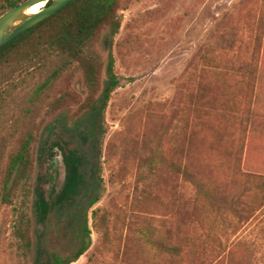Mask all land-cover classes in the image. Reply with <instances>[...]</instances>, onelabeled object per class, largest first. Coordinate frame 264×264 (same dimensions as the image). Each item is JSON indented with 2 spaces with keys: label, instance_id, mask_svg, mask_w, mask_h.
<instances>
[{
  "label": "rangeland",
  "instance_id": "rangeland-1",
  "mask_svg": "<svg viewBox=\"0 0 264 264\" xmlns=\"http://www.w3.org/2000/svg\"><path fill=\"white\" fill-rule=\"evenodd\" d=\"M123 6L111 49L121 85L105 111L104 190L88 214L91 246L73 264H264V112L256 113L264 109V31L257 28L264 0H126ZM251 25L263 43L256 77H244L237 48L227 43L236 35L246 47ZM105 33L91 47L102 83L109 60ZM54 68L44 60L28 75L14 74L12 81L23 82L26 92L8 124ZM87 95L83 70L75 68L37 118L31 247L14 239L15 209L0 200V264H48L49 252L66 257L77 249V229L69 223L73 205L56 206L69 176L86 180L89 168L79 172L75 164L92 148L53 122L61 112L76 114ZM248 111L258 122H244ZM197 112L202 133L192 129ZM16 145L17 139L7 145L5 160ZM50 167L56 177L47 183ZM70 180L77 202L86 181ZM216 190L226 202L248 206L218 209L208 197Z\"/></svg>",
  "mask_w": 264,
  "mask_h": 264
},
{
  "label": "trees",
  "instance_id": "trees-1",
  "mask_svg": "<svg viewBox=\"0 0 264 264\" xmlns=\"http://www.w3.org/2000/svg\"><path fill=\"white\" fill-rule=\"evenodd\" d=\"M25 1L27 0H0V16ZM125 1L74 0L53 16L0 48V200L2 204H10L15 209L16 222L13 225V236L23 248L31 247L29 198L31 193L35 192V187L30 188V173L34 164L30 150L36 141L39 130L37 118L49 106L52 90L75 68L83 70L84 86L88 92L86 100L79 106L76 114L69 115L66 111L61 112L53 122L55 125L63 126L64 131L69 133L74 140L77 139L81 144H89L92 152L77 156L80 163L75 164V166H79V172L84 166L89 168L86 180L81 174L69 176L68 183L61 195L64 198L56 206L58 208L62 205V201L67 200L69 205H73L69 214V223L71 227L77 229L79 241L77 249L66 257L56 252H49L48 264H73L91 246L88 214L101 200L104 190L103 179L100 175V163L102 159L101 147L106 133L104 128L105 111L113 92L121 85V79L115 73V60L111 49L114 38L120 29L119 13L124 9ZM257 28L262 33L264 22L260 21ZM103 30H106L103 42L109 50V60L107 78L102 83L98 56L91 51V47L98 41ZM250 31L251 41L246 40V47L238 44L236 35L231 37L234 38V40H230L232 43L230 41L227 43L229 50L237 48L240 58L239 73L244 77H256L263 43V35L255 33L253 25H251ZM44 60H49L55 65L51 76L32 89L22 112L11 124H8L7 115L17 109L22 93L26 92L23 82L12 81L14 74L23 72L28 75L36 65L41 64ZM2 85L3 88H1ZM263 112L264 109L258 110L256 113L260 115ZM199 113H195L192 118V129L202 133L205 132V128H201L202 125L196 122L202 119ZM246 116L245 123L247 121L252 124L258 122L254 112L248 111ZM16 139V147H12L8 159L5 160L7 145ZM55 155L56 153L52 150L48 153L47 158L50 161ZM94 160L96 162H93ZM55 177L56 174L50 167L45 181L51 182ZM192 178L195 187L202 188L200 192H203L204 184L200 178L196 174H192ZM70 179H77V183L86 181V186L82 190L85 197L77 202L72 199L75 193L73 189L76 186H71ZM219 192L221 191L216 190L215 193L208 196L211 203L218 209L229 207V210L233 211L232 203L233 208L248 206L242 201L226 202ZM19 197H23V199L20 201ZM38 205V202H33V207ZM172 250L175 253L178 252L177 248Z\"/></svg>",
  "mask_w": 264,
  "mask_h": 264
},
{
  "label": "water",
  "instance_id": "water-1",
  "mask_svg": "<svg viewBox=\"0 0 264 264\" xmlns=\"http://www.w3.org/2000/svg\"><path fill=\"white\" fill-rule=\"evenodd\" d=\"M74 0H27L0 16V48L33 28L47 18L53 16ZM44 3L45 6L37 13L31 9Z\"/></svg>",
  "mask_w": 264,
  "mask_h": 264
},
{
  "label": "bare ground",
  "instance_id": "bare-ground-1",
  "mask_svg": "<svg viewBox=\"0 0 264 264\" xmlns=\"http://www.w3.org/2000/svg\"><path fill=\"white\" fill-rule=\"evenodd\" d=\"M45 4L42 3V4H38L36 6H34L32 9H31V13H37L39 12L40 10H42V8H44Z\"/></svg>",
  "mask_w": 264,
  "mask_h": 264
}]
</instances>
